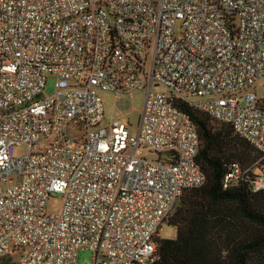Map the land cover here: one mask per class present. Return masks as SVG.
I'll use <instances>...</instances> for the list:
<instances>
[{"label":"built area","instance_id":"built-area-1","mask_svg":"<svg viewBox=\"0 0 264 264\" xmlns=\"http://www.w3.org/2000/svg\"><path fill=\"white\" fill-rule=\"evenodd\" d=\"M262 76L264 0H0V258L80 264L86 248L87 264H155L162 225L205 180L180 103L256 150L224 186L251 173L264 193ZM139 89L135 132L106 120L101 91Z\"/></svg>","mask_w":264,"mask_h":264},{"label":"trees","instance_id":"trees-1","mask_svg":"<svg viewBox=\"0 0 264 264\" xmlns=\"http://www.w3.org/2000/svg\"><path fill=\"white\" fill-rule=\"evenodd\" d=\"M179 106L196 126V162L205 180L186 189L167 217L175 236L156 238L155 264H264V193L252 190L251 173L227 186L223 182L233 163L249 166L256 150L230 124L186 103Z\"/></svg>","mask_w":264,"mask_h":264},{"label":"rangeland","instance_id":"rangeland-1","mask_svg":"<svg viewBox=\"0 0 264 264\" xmlns=\"http://www.w3.org/2000/svg\"><path fill=\"white\" fill-rule=\"evenodd\" d=\"M54 79L49 78L46 82V86L43 89L44 95H49L54 91ZM264 76L259 77L255 80L253 88L257 94L264 93L263 88ZM144 92L145 90L139 89L134 90L130 94H125L121 96H115L111 92L101 91V99L103 104L104 116L107 121L114 119H121L129 125L130 131L135 132L136 125L138 122L139 113L141 111L143 101H144ZM27 151V146L24 144L16 145L12 148V153L15 155H20ZM141 155L148 158H156L155 153H149L147 149H142ZM55 200L48 202V211H55L59 203V195L53 194ZM178 202L174 205L171 213L174 211L175 207L178 205ZM170 213V214H171ZM161 237L172 238L175 236V229L173 226L166 223L162 225L160 231ZM8 261H0V264H18L19 257L18 253H13L8 257ZM92 260V252L86 248L78 249L76 253V262L80 264L90 263Z\"/></svg>","mask_w":264,"mask_h":264}]
</instances>
